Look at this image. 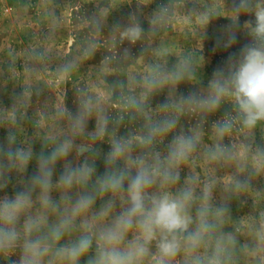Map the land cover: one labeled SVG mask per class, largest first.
<instances>
[{
  "label": "clouds",
  "instance_id": "clouds-1",
  "mask_svg": "<svg viewBox=\"0 0 264 264\" xmlns=\"http://www.w3.org/2000/svg\"><path fill=\"white\" fill-rule=\"evenodd\" d=\"M86 3L71 46L45 69L59 98L41 102L39 68L13 58L8 69L26 78L0 105V264H264V0H136L112 24L132 0ZM45 16L62 31L54 10ZM179 18L195 22L196 49L174 51L161 37ZM219 18L213 51L228 55L205 83L204 41ZM101 49L87 78L73 80ZM28 56L47 62L50 50ZM249 200L234 217L232 203Z\"/></svg>",
  "mask_w": 264,
  "mask_h": 264
},
{
  "label": "rangeland",
  "instance_id": "rangeland-1",
  "mask_svg": "<svg viewBox=\"0 0 264 264\" xmlns=\"http://www.w3.org/2000/svg\"><path fill=\"white\" fill-rule=\"evenodd\" d=\"M133 5L131 7L124 5L120 10L114 12L109 18V23L125 22L130 12L135 10L136 0H132ZM204 3H210V0H203ZM92 5H87L86 0H0V105L10 106L12 95L19 94L22 91L20 85L23 84L26 74L20 72V74L13 79L12 73L8 70L15 58V65L17 68H22L24 65L34 66L40 69L41 86H48L44 94L40 97L41 102H54L59 98L61 88L57 86L55 77L45 69L54 70L56 65L61 62V58L66 54V51L72 44L70 34L78 33L80 25L78 24V18L82 19L85 14L92 10ZM152 8L155 5L151 6ZM49 9L55 11L57 16H60L63 20V29L59 32H53L50 28V21L45 16V12ZM146 14L151 11L146 9ZM227 21L223 18H219L209 26L207 39L204 41L203 55L206 58V65L201 75L205 83L210 78L213 69L220 64L228 55L226 51H213L215 47V41L220 35L221 27L226 24ZM143 27L147 29V21H143ZM195 22L185 23L183 18H179L174 22V25L169 28L167 33H161V37L174 51L181 50H193L198 47L199 40L195 32ZM107 29L105 30V34ZM245 38L241 37L240 43L243 44ZM124 47H128L125 43ZM238 47V46H237ZM36 49L42 51L44 49L50 50V59L47 62H37L31 60L28 53ZM233 48L231 51H235ZM133 55L140 54V45H136L131 49ZM104 54V50L101 49L95 56V58L84 65L81 69V74H74L72 79H86L82 74H87L89 66L97 65ZM173 57L170 62H174ZM187 85H181L179 91L187 94L191 91ZM166 94H161L155 97L153 106L157 103H162L165 100ZM35 99V98H34ZM67 106L75 110L74 105V91L72 85H67ZM29 115H31V110ZM215 118V117H214ZM94 127V121L90 122L89 128ZM185 127H187V121H185ZM124 129H121L123 133ZM6 130L0 129V142H3L6 137ZM31 134V129H29ZM259 141V133L257 134ZM104 151L108 150V146L102 145ZM35 150H40V145H35ZM34 163L29 168V174L34 171ZM98 172H103V162L97 163ZM59 166L57 175L59 174ZM185 173H182L184 175ZM14 183V182H13ZM264 186V179L257 184V187ZM11 194L14 189L10 185L7 190ZM2 195V193H0ZM251 209V200L246 205L240 206L238 202H233L231 205V211L234 217H238L248 213Z\"/></svg>",
  "mask_w": 264,
  "mask_h": 264
}]
</instances>
